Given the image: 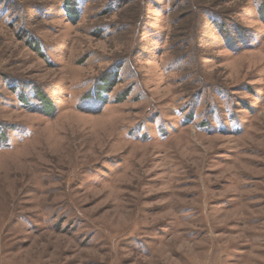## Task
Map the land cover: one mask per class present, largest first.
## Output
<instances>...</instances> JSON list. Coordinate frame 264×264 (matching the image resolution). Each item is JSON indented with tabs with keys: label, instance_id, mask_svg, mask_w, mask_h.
<instances>
[{
	"label": "rangeland",
	"instance_id": "1",
	"mask_svg": "<svg viewBox=\"0 0 264 264\" xmlns=\"http://www.w3.org/2000/svg\"><path fill=\"white\" fill-rule=\"evenodd\" d=\"M67 1L0 0V264H264V0Z\"/></svg>",
	"mask_w": 264,
	"mask_h": 264
},
{
	"label": "trees",
	"instance_id": "2",
	"mask_svg": "<svg viewBox=\"0 0 264 264\" xmlns=\"http://www.w3.org/2000/svg\"><path fill=\"white\" fill-rule=\"evenodd\" d=\"M66 7L69 8V9H74L75 10V4H74V1L73 0H68L67 1V4H66ZM77 9V8H76ZM78 11V10H77ZM76 12V10H75ZM263 12H264V5H263ZM75 20L77 19V17L74 18ZM74 20V21H75Z\"/></svg>",
	"mask_w": 264,
	"mask_h": 264
}]
</instances>
